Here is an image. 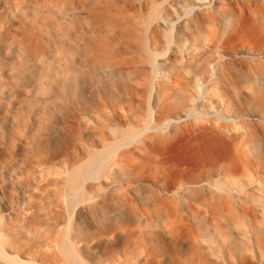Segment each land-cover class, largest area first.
<instances>
[{
	"label": "bare ground",
	"instance_id": "bare-ground-1",
	"mask_svg": "<svg viewBox=\"0 0 264 264\" xmlns=\"http://www.w3.org/2000/svg\"><path fill=\"white\" fill-rule=\"evenodd\" d=\"M21 5L16 4L22 13L15 32L0 24V150L7 154L1 159L0 171L11 179L6 204L9 211L5 213L11 218L19 215L14 197L20 193L31 201L23 207V214L37 211L36 198L52 185H58L73 215L81 210L93 214L112 210L117 205L107 183L113 178L111 170L123 163L130 167L129 159L136 150L163 154L166 141L181 137L195 149L193 168L161 158L159 179L154 185L143 184L157 213L172 230L186 232L195 263L214 264L225 258L230 264H264V203L246 200L255 186L264 191V161L246 152H230L234 137H226L227 125L210 122L195 110L201 99L198 84L210 81L218 85V66L210 68L207 61L202 63L192 82L182 73L172 81L159 70V59L167 53L160 48L161 37L183 27L188 31L191 27L186 17L205 15L206 0H147L138 9L126 0H27L26 8ZM55 7L76 9L81 21L72 22L68 10L54 14L51 10ZM205 19L213 17L206 15ZM256 38L255 50L260 54L264 26L257 28ZM206 39L199 34L195 50H201ZM11 50L16 57H8ZM183 51L185 46L179 44L173 54L182 56L181 61ZM258 68L264 75V60ZM167 86L183 89L173 105L179 110L156 121L155 114L173 109L159 106ZM82 88L84 95H79ZM250 88L252 96L247 101L253 100L255 115L264 121V92ZM147 98L154 104L145 109ZM222 98L230 106L237 105L230 90L224 91ZM141 113L148 117L140 118ZM233 113L239 118L245 112L235 107ZM114 116L122 117L125 123ZM245 124L251 129L249 142L257 143L260 131L264 133V122ZM130 168L137 178H143L141 166ZM121 189L124 200L133 198L131 192ZM138 190H133L136 195ZM184 209L190 214H181ZM201 218L211 220L212 225ZM104 219L98 223L106 229ZM119 228L126 229L123 223ZM2 238L0 234V264H28L18 247H7ZM52 242L54 247L50 248L62 255L59 264H86L69 233ZM119 251L97 264H128L121 253L127 251L121 250V255L116 253Z\"/></svg>",
	"mask_w": 264,
	"mask_h": 264
},
{
	"label": "rangeland",
	"instance_id": "rangeland-1",
	"mask_svg": "<svg viewBox=\"0 0 264 264\" xmlns=\"http://www.w3.org/2000/svg\"><path fill=\"white\" fill-rule=\"evenodd\" d=\"M146 1L126 0V3L130 7L138 9L141 4L145 5ZM20 2L22 3L21 6L26 8L27 0H0V24L5 29L16 31L15 27L19 24L22 13L21 9H19L20 12L16 8V4ZM176 6L180 10L182 9L179 7L181 6L179 2H176ZM146 8H143L145 12L147 11ZM64 10L72 12L70 14L72 22L78 23L81 21V18L77 17L76 9L55 7L51 11L59 15ZM130 11L132 10L130 9ZM205 12V15L204 13H193L186 17L189 21V27H191L188 31L183 27L169 37H161L160 48L163 52L167 53L165 54L166 58L165 56H161L159 59L162 61L159 70L162 74L171 77L172 81L177 74L182 73L187 80L192 82L202 67V63L204 64L207 61L206 64L210 68L218 66L220 75L218 85H214L210 81H203L201 84H198L197 92L201 96V99L195 110L197 113L202 112L204 119L210 122H222L227 125L226 137H234L233 140L231 139L230 152H246L249 157H259L264 161V133L260 131L261 137L256 140L257 143H250L251 129L245 124L255 123L253 125H258L264 122L262 118L255 115L257 108L253 100H251L252 102L247 101L252 96V88L250 86L264 92V75L258 68L260 60H264V48L258 51L260 54H257L255 50L257 46L256 30L259 26H264V0H206ZM206 15L213 17V20L205 19ZM202 33L207 38V41H204L205 44L203 43L205 46L201 45L203 47L201 50H195L197 49L198 35ZM179 35H182V37H179ZM179 44L182 47L185 46L186 50L183 51L184 60L181 61L182 56L173 54V49ZM2 52V56H5L4 50ZM9 56L16 57V52L11 50ZM193 57H196L194 62L190 61ZM200 59L201 61H199ZM229 76L234 79V83L230 84ZM233 89L235 92H233ZM227 90H230L236 98L237 105L235 107L245 112L243 117L237 118L233 113L235 107L228 105L222 98V93ZM165 91L166 93L162 101L159 102V106L167 105V108L172 107L173 109L169 108L171 110L170 113L155 114L154 120L156 121L174 116L175 111L179 109L174 108L173 105L184 93L182 88L178 89L173 86H167ZM83 93L82 88V90H79V95ZM149 101L147 98L142 108L148 109L150 104V106L154 104ZM159 106L155 109H158ZM226 113L230 116L226 115ZM114 117V120L116 119L125 123L122 117ZM139 117L146 119L148 116L141 113ZM191 117L192 119L194 118V116ZM228 117H235V120ZM114 120L112 119V121ZM260 128L258 126V129ZM85 137L93 139L94 136L85 133ZM180 138L166 141L163 154L155 151L136 150L128 163L131 165L130 167L141 166L143 178H137L135 171L124 163L111 170L113 178L107 183L109 186L111 185V196L113 195L112 198L117 206L112 209L113 211L105 210L106 212L108 211L107 213L98 210V214H93L89 211L81 210L78 214L73 215L72 210L67 207L66 197L60 192L58 185H52L39 198H36V208L38 210L34 211V209L29 215L23 214L22 209L31 205L30 197L22 193L19 194L20 196L18 195L19 197H14L15 204L20 210L17 208L19 215H12L11 218L5 213L9 211L6 204L9 200L8 194L11 191V179L4 170L0 171V217L2 213L4 214V218L0 219V234L3 236V242H5L7 247H18L21 258L28 264H59L63 262L59 250L50 248L54 247L50 246V244L53 243L52 240L55 237L61 239L66 233H69V236L75 243L78 256L86 264H97L105 261L109 259L110 254L120 249L127 251L121 253L122 257L124 256L123 259L128 264H137L136 262L138 264H194L186 232L182 229L174 231L166 225V219L157 213L153 199L149 195V192L146 191V187L143 186V184L154 185L156 180L159 179L161 170L159 160L161 158H168L170 162H175L182 168H193L194 157L192 158V156H194L195 149L187 146ZM21 153H25V150L22 149ZM6 155L5 152L0 150V162ZM225 161L226 159L223 158L222 162ZM255 187L250 190L251 197L246 200L248 202L257 203L260 201L264 203L263 189L257 188L258 186ZM121 188L131 192L133 198L131 200H124L123 189ZM17 189L19 190V187ZM136 189H139L136 191L138 195L134 193ZM118 190H121V194L117 193ZM114 191L118 196H116V193L114 194ZM135 195L138 197L136 198ZM143 201L145 205L142 203ZM256 203H250V206ZM182 204V206L185 205V203ZM187 210L184 209L181 214H190ZM115 216L116 218H114ZM98 217L100 221L105 218L106 229L100 227ZM176 218L178 219V216ZM94 219H97V221ZM201 219L212 225L211 220ZM126 221L130 222L127 223ZM121 223L126 227L125 231L119 228ZM108 225L112 227L108 228ZM107 230H111V232L109 233ZM131 236L132 238H130ZM137 250L140 252L138 253ZM120 251L116 253L121 255ZM214 264L230 263L223 258L220 262H214Z\"/></svg>",
	"mask_w": 264,
	"mask_h": 264
}]
</instances>
